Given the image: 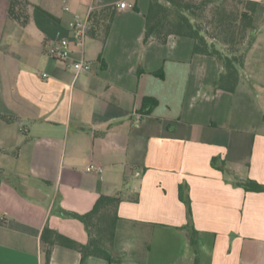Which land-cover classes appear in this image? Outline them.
I'll return each mask as SVG.
<instances>
[{
	"label": "crops",
	"instance_id": "obj_1",
	"mask_svg": "<svg viewBox=\"0 0 264 264\" xmlns=\"http://www.w3.org/2000/svg\"><path fill=\"white\" fill-rule=\"evenodd\" d=\"M28 1L22 25L0 0V264H79L80 252L59 243L47 258L43 228L84 244L87 229L65 212L116 193L121 262L85 264H194L191 228L199 264H264V191L242 185H264V0L232 91L193 38L143 44L150 0ZM106 6L105 40L88 35L80 53L68 22ZM57 32L69 62L83 55L89 70L49 55Z\"/></svg>",
	"mask_w": 264,
	"mask_h": 264
},
{
	"label": "trees",
	"instance_id": "obj_2",
	"mask_svg": "<svg viewBox=\"0 0 264 264\" xmlns=\"http://www.w3.org/2000/svg\"><path fill=\"white\" fill-rule=\"evenodd\" d=\"M255 6V0H150L145 14L142 42L146 44L150 40H156L163 43L171 34L193 38L195 52L215 56L223 66L224 72H221L216 84L232 91L237 83L238 66L243 61L247 40L253 28ZM34 7L28 0H9L7 15L24 25L29 19L30 9ZM195 10L201 13L208 11V26L201 19L194 18ZM113 15L112 6L92 9L88 15V35L98 36L96 32L100 30L104 41ZM242 185L246 190L264 191V185L254 180L247 179ZM120 201L119 193L101 195L88 212H65V215L81 221L87 229L89 238L84 244L44 227L41 242L46 245V257L49 258L53 245L59 243L80 252L79 264H85L89 256L101 257L108 262H121L114 250L117 206ZM188 239L195 253L194 264H199L197 231L194 228L188 231Z\"/></svg>",
	"mask_w": 264,
	"mask_h": 264
},
{
	"label": "built area",
	"instance_id": "obj_3",
	"mask_svg": "<svg viewBox=\"0 0 264 264\" xmlns=\"http://www.w3.org/2000/svg\"><path fill=\"white\" fill-rule=\"evenodd\" d=\"M129 6L130 5L125 1H120L116 4L117 9H124ZM63 9L68 11L69 7L65 4ZM67 27L75 39L77 49L80 53H82L85 41L88 37V20L72 19L68 22ZM47 52L52 58L65 63L67 66H70L76 74L78 72H84L90 69V62L85 59L83 55L79 59L69 62L71 49L67 35H62L57 32L55 38L47 44ZM42 76H44V74H42ZM86 170H95L100 172L101 167L90 164L86 167Z\"/></svg>",
	"mask_w": 264,
	"mask_h": 264
},
{
	"label": "rangeland",
	"instance_id": "obj_4",
	"mask_svg": "<svg viewBox=\"0 0 264 264\" xmlns=\"http://www.w3.org/2000/svg\"><path fill=\"white\" fill-rule=\"evenodd\" d=\"M195 12H196V14L194 15V18L195 19H201L203 22H204V24L206 25V26H208L207 24H206V20H208L209 19V13H208V11L206 10L205 12H200L199 10H195ZM208 28V27H207Z\"/></svg>",
	"mask_w": 264,
	"mask_h": 264
}]
</instances>
